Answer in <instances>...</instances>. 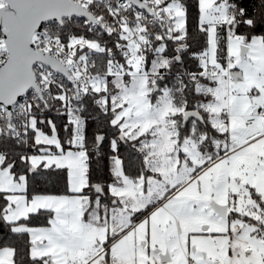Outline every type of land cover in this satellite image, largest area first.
<instances>
[{
  "label": "snow or ice",
  "instance_id": "6c2138e0",
  "mask_svg": "<svg viewBox=\"0 0 264 264\" xmlns=\"http://www.w3.org/2000/svg\"><path fill=\"white\" fill-rule=\"evenodd\" d=\"M0 264H264V0H0Z\"/></svg>",
  "mask_w": 264,
  "mask_h": 264
},
{
  "label": "trees",
  "instance_id": "16d2710c",
  "mask_svg": "<svg viewBox=\"0 0 264 264\" xmlns=\"http://www.w3.org/2000/svg\"><path fill=\"white\" fill-rule=\"evenodd\" d=\"M93 127H95V124H93ZM51 191H56L57 189H50ZM34 223H39V224H43L44 220L43 218H39L37 221H34Z\"/></svg>",
  "mask_w": 264,
  "mask_h": 264
}]
</instances>
